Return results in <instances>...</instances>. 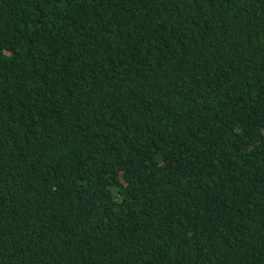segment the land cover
Segmentation results:
<instances>
[{
  "label": "trees",
  "instance_id": "1",
  "mask_svg": "<svg viewBox=\"0 0 264 264\" xmlns=\"http://www.w3.org/2000/svg\"><path fill=\"white\" fill-rule=\"evenodd\" d=\"M0 264H264V0H0Z\"/></svg>",
  "mask_w": 264,
  "mask_h": 264
}]
</instances>
